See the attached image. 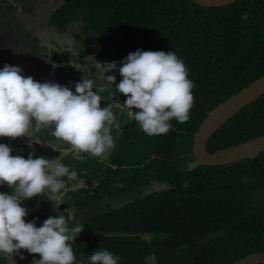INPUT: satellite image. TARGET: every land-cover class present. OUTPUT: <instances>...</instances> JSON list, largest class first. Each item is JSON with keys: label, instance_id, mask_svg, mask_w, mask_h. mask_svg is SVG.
<instances>
[{"label": "trees", "instance_id": "1", "mask_svg": "<svg viewBox=\"0 0 264 264\" xmlns=\"http://www.w3.org/2000/svg\"><path fill=\"white\" fill-rule=\"evenodd\" d=\"M59 1L49 27L67 35L80 26L81 57L119 64L137 49L172 50L194 85L189 120L172 119L168 133L147 135L134 119L116 130L118 142L109 156L114 163L135 166L133 175L112 171L110 181L91 183L67 206L75 205L78 218L122 185L136 194L125 207L84 220V230L71 242L76 260L88 264L95 249L118 255L119 264H233L264 253V153L217 167L198 165L190 155L193 137L209 113L264 76V0L212 8L191 0ZM110 75L117 83L121 79L118 68ZM109 84L113 94L102 107L125 98L115 92L114 82ZM263 135L264 95L216 131L207 150ZM17 139L0 142L13 148ZM153 182L167 187L144 193ZM36 218L38 225L37 213L26 220Z\"/></svg>", "mask_w": 264, "mask_h": 264}, {"label": "clouds", "instance_id": "2", "mask_svg": "<svg viewBox=\"0 0 264 264\" xmlns=\"http://www.w3.org/2000/svg\"><path fill=\"white\" fill-rule=\"evenodd\" d=\"M244 19H247L245 14ZM103 69V76L114 82L115 92L125 96L123 103L101 106L98 88L92 79L75 82L74 89L52 80L43 82L24 75L19 66L5 64L0 68V138L28 137L27 147L42 143L35 135L42 127L51 128V134L66 147L53 148L60 155L27 158L13 154L7 143L0 142V257L16 264L15 256L24 259L21 250L33 256L31 264H82L72 248L84 227L70 226L63 213L49 215L39 226L36 219L26 220L27 209L22 202L46 195L54 210L63 203L68 181L77 180L75 169L63 162L69 152L75 160L83 154L107 159L115 146L112 130L118 127L113 108L127 109L131 118L147 135L166 134L170 121L189 120L193 106V81L177 54L163 50L137 49L122 61H95ZM121 79L106 72L117 70ZM109 92V95H112ZM55 194L56 203L52 202ZM88 264H119L120 257L107 249H95L87 257Z\"/></svg>", "mask_w": 264, "mask_h": 264}, {"label": "flooded vegetation", "instance_id": "3", "mask_svg": "<svg viewBox=\"0 0 264 264\" xmlns=\"http://www.w3.org/2000/svg\"><path fill=\"white\" fill-rule=\"evenodd\" d=\"M59 2V0H53L52 2H49V0H0V27L6 26L5 20L8 17L9 19H14L12 24H10L11 20L7 21L6 28L9 33H12V28L15 26L17 28L21 27L20 37H10L13 43L10 44L17 51H21L20 49L26 47L24 39L28 37L27 32L30 26H34V34L37 35L42 41V47H46L48 45L45 36L52 30V32L54 33V39L57 41L60 39L59 46L61 48L59 49V47H57L56 51H54L53 53L47 52V49H43L42 54L34 51L35 53L31 54L30 58H34L39 55V62H41L44 67H56V69L60 73H62L63 71V74H61L62 81H65V84H68L67 86H70L73 89L75 82L82 80V78L94 80L98 88L104 89L103 91H100L99 94L102 97L101 101L106 102L112 96L109 95V92H111V86L109 84V81H105L104 78L102 79L101 77H99V74L103 71V69L98 67L95 61H98L101 64L104 63L90 55L81 57L80 53L82 52L83 47H81L78 43V36L73 34L70 37L71 32H74V30L68 32L69 34L67 35H61L54 28L50 29L49 27V18L51 16V12L56 8ZM50 4L52 6H50ZM70 38H72V43L69 42ZM68 51L71 55L66 54V52ZM66 55L68 56V60L64 59ZM69 57L71 60L69 59ZM124 100L125 98H122L119 99L118 102L123 103ZM113 111L116 116V123L118 124V127H114L112 130V135L114 137L116 146L118 142L116 130L122 131L123 127L128 122L133 121V118H131L127 109L122 110L114 107ZM18 140L19 138L16 140L13 147V154L23 155L25 158H27L28 152L19 148V150H16V144ZM36 155L37 154H35L34 157H36ZM59 155V150L52 152L45 150L42 154H38L37 156H47V158L51 159ZM83 155L85 156L83 160H75L72 158V155L68 154H66L63 158V162L67 164L70 169L76 170L78 177L75 181H68L66 191H64L62 197L63 203L59 205V208L57 210L53 209L52 204L50 203L46 195H40L29 199L34 201L35 205L39 207L38 210L34 211L31 214L34 215L37 213L39 215L40 221L37 226L41 224V222L44 220V217L46 218L49 215H57L60 211H64L67 222L74 221L76 219L77 223L82 225L84 223V220H86V218H88L89 216L100 214L101 212H103L102 210H108L109 208L125 207L127 203L132 201L131 198L135 196V191H125L122 189L123 185L121 186V183H118V185L121 186L119 192L105 195V198L101 202L93 201L94 203L92 202L90 204L91 206H89L77 218L75 205L71 204L69 207L67 206L76 194L80 193V195H85L86 192L83 193L81 191L85 190L88 192L91 187V183H93L94 186H97L99 181H110L113 178L111 174L112 171L120 170L119 172L121 175H128L127 177L132 176L133 173L130 172L134 171L133 169L135 167L130 165H122L121 162L114 163L113 159L110 156H108L107 159L102 160L86 153ZM125 170H128L130 174H127ZM166 187L167 185L165 183L153 182L151 185L145 188L144 193H150L154 191V189L160 190ZM43 197L46 198V201L43 200ZM52 202L56 203L55 194H53ZM101 203L103 204L100 205ZM92 208H95V210H92ZM74 211L75 215L72 218ZM21 251L24 255V259L21 260L19 255L15 256L14 259L16 261V264H31L33 256H35L37 259L39 258V254L30 255L26 254L24 250ZM0 264H9V261L4 257H0Z\"/></svg>", "mask_w": 264, "mask_h": 264}, {"label": "water", "instance_id": "4", "mask_svg": "<svg viewBox=\"0 0 264 264\" xmlns=\"http://www.w3.org/2000/svg\"><path fill=\"white\" fill-rule=\"evenodd\" d=\"M191 1L201 7L212 8L224 7L238 0ZM263 95L264 76L240 90L209 113L193 137V149L190 155L195 158L196 164L217 167L236 163L264 153V135L217 152L212 153L207 150V143L216 131ZM233 264H264V253H253Z\"/></svg>", "mask_w": 264, "mask_h": 264}, {"label": "crops", "instance_id": "5", "mask_svg": "<svg viewBox=\"0 0 264 264\" xmlns=\"http://www.w3.org/2000/svg\"><path fill=\"white\" fill-rule=\"evenodd\" d=\"M10 20H11L10 24H12L14 19H9L8 17L5 20L6 26H7V21H10ZM6 26L0 27V68H2L5 64L19 66L23 70L24 75H30L37 81L43 82L45 80H52L61 85H65V86L68 85V84H65V81H62L61 79L62 73H60L56 69V67H50V66L44 67V65L41 62H39L40 57L38 54H37L38 56L34 57L35 60L34 58H30V55L35 53L34 51H37L38 53L42 54L43 49L44 50L47 49V52L53 53L54 51H56L57 47H59V49L61 48L59 46L60 39L58 41L54 39V33L52 32V30L51 32H48L45 36L47 39L48 45L46 47L45 46L42 47L41 45L42 41L39 39L37 35L34 34V29H33L34 26H30L27 32L28 37L24 39L26 43V47L20 49L21 51H17L10 44L12 43V40L10 37L11 36L20 37L21 27L17 28L15 26L12 28V33H9ZM70 42L72 43V38H70ZM66 54L68 55L70 54V52L68 51L66 52ZM67 55L64 57V59L66 60H68ZM51 131H52L51 128L42 127L38 132H36L35 135L40 138L42 143L39 145L33 144L32 148L27 147V141L29 139L28 137L19 138L16 144V150L22 149L28 153L31 151L33 152V155L35 154L38 155V154H42L45 150L52 152V151H56V150H53V148L66 147V145L63 142L58 141L55 137L52 136ZM48 141L52 142L53 148L45 144ZM68 155H71L70 152L68 153ZM2 188L5 189V191L8 190V186L6 184L3 185ZM43 200L46 201V198L43 197ZM22 206H24L27 209L28 215H31L34 211L38 210L39 208L37 205H35L34 201L29 200V199L26 201H23ZM61 213L64 214V211L58 212V214H61ZM74 215H75V211L73 213L72 218L74 217ZM46 218L44 217L43 219L45 220Z\"/></svg>", "mask_w": 264, "mask_h": 264}, {"label": "rangeland", "instance_id": "6", "mask_svg": "<svg viewBox=\"0 0 264 264\" xmlns=\"http://www.w3.org/2000/svg\"><path fill=\"white\" fill-rule=\"evenodd\" d=\"M53 0H49V2H52ZM50 6H52L51 4H50ZM80 26H78V25H74L73 26V30H74V32H71V34H70V37L74 34V35H77L79 32H80ZM51 32V31H50ZM69 38V37H68ZM45 39H46V37H45ZM64 40V39H63ZM69 42H70V39H69ZM62 74H63V71H62ZM111 74V71H109V72H106L105 73V75H110ZM75 77H76V75H75ZM99 77H101L102 79L104 78V76H103V71L102 72H100V74H99ZM105 79V78H104ZM105 81H107L106 79H105ZM192 165H194V164H192ZM0 191H5V189H3L2 187L0 188ZM5 192H7V190L5 191ZM103 203H101L100 205H102ZM92 210H95V208H92ZM24 251H26V250H24ZM27 252V251H26Z\"/></svg>", "mask_w": 264, "mask_h": 264}]
</instances>
